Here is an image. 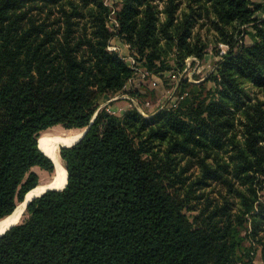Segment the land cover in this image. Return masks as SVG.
<instances>
[{
	"label": "trees",
	"instance_id": "trees-1",
	"mask_svg": "<svg viewBox=\"0 0 264 264\" xmlns=\"http://www.w3.org/2000/svg\"><path fill=\"white\" fill-rule=\"evenodd\" d=\"M154 2L114 10L141 67L161 73L170 52L180 62L211 45L227 51L206 78L214 90L201 85L186 106L145 119L134 107L98 110L133 74L108 50L101 0H0V220L40 184L33 168L54 171L40 135L88 127L60 145L65 187L32 199L0 236V264L264 261V4Z\"/></svg>",
	"mask_w": 264,
	"mask_h": 264
},
{
	"label": "rangeland",
	"instance_id": "rangeland-1",
	"mask_svg": "<svg viewBox=\"0 0 264 264\" xmlns=\"http://www.w3.org/2000/svg\"><path fill=\"white\" fill-rule=\"evenodd\" d=\"M101 1L111 11L116 10L118 4L121 2V0ZM252 1L256 4H264V0ZM164 2L165 0H155L154 3L158 6L159 10H162ZM255 17L264 19V13H256ZM108 25L114 34L115 31L112 30V24L109 22ZM239 29L242 31H240L241 33L238 34L237 38L243 37L244 43L249 44L252 40L251 28L249 26H241ZM243 30H245V33ZM200 32L203 31L201 30ZM203 34L205 35L206 32H203ZM109 45L115 47L119 55L126 56L125 62L132 68L133 74L119 94L113 97H103L99 100L98 110L106 109L117 116H121L128 109L134 107L145 119L156 116L165 109L177 107L179 104L186 106L191 101V93H198L201 85H204L206 89L214 90L215 85L211 81L207 82L206 78L212 73L216 74V63L221 59V54L227 51L226 45L219 44L215 48L211 45L208 47L209 49L202 60L188 57L180 62L175 60V55L173 52H170L166 56V60L172 66L171 69L161 73H154L137 63L135 57L131 56V51H128L129 46L118 35H113ZM132 60L135 62L132 63ZM82 131L66 130L61 126H55L43 133L55 136L76 134ZM59 147L58 145V152ZM192 170L196 171V169ZM32 171L38 175L40 183L48 182L53 175V173L49 174L37 167L33 168ZM189 174L190 172L188 171L184 176H188ZM180 196L183 198L184 195ZM188 204L190 206L192 203L189 202ZM24 212L19 215L17 219L18 223L23 219ZM185 212L190 214L188 210ZM253 264H264L259 253L256 255Z\"/></svg>",
	"mask_w": 264,
	"mask_h": 264
},
{
	"label": "bare ground",
	"instance_id": "bare-ground-1",
	"mask_svg": "<svg viewBox=\"0 0 264 264\" xmlns=\"http://www.w3.org/2000/svg\"><path fill=\"white\" fill-rule=\"evenodd\" d=\"M81 134L82 132L70 135L50 136L44 133L40 135V137L38 138V147L53 162V175L48 182L40 183L38 186L32 189L25 198V201L23 203H20L11 215L0 220V236L8 228L18 223L17 219L19 218V215L24 212L25 204L28 201L39 197L47 189L59 190L63 188L66 183L67 173L59 156L58 145H72L79 140Z\"/></svg>",
	"mask_w": 264,
	"mask_h": 264
},
{
	"label": "built area",
	"instance_id": "built-area-1",
	"mask_svg": "<svg viewBox=\"0 0 264 264\" xmlns=\"http://www.w3.org/2000/svg\"><path fill=\"white\" fill-rule=\"evenodd\" d=\"M105 5V4H104ZM105 6H107V5H105ZM115 11L114 10H112L111 12H110V15H109V20H108V23L110 22V24H112V27H113V29L112 30H114L115 32H114V34L113 35H115V34H117V30H118V23H117V21H116V19H115V16H114V13ZM108 23H107V26H108V28H109V25H108ZM109 30L111 31V29L109 28ZM110 44V43H109ZM108 50L109 51H115V52H117L116 50V48L115 47H113V46H108ZM128 51H129V47H128ZM121 56V55H120ZM124 60H125V58H126V56L124 55V56H121ZM135 61L134 60H132V63H134ZM132 69V68H131ZM133 108V107H132ZM106 110V109H105ZM108 113H110V114H113V113H111V112H109L108 110H106ZM115 115V114H114ZM142 117H144L143 115H141ZM145 118V117H144Z\"/></svg>",
	"mask_w": 264,
	"mask_h": 264
},
{
	"label": "water",
	"instance_id": "water-1",
	"mask_svg": "<svg viewBox=\"0 0 264 264\" xmlns=\"http://www.w3.org/2000/svg\"><path fill=\"white\" fill-rule=\"evenodd\" d=\"M87 129H88V127L85 128V129L82 131V134H81L79 140H80V139L83 137V135L86 133ZM79 140H78V141H79ZM78 141H77V142H78ZM77 142H76V143H77ZM74 144H75V143H74ZM74 144H72V145H74ZM72 145H71V146H72ZM60 147H61V146H60ZM60 147H59V148H60ZM66 147H69V146H66ZM49 159H50V158H49ZM66 180H67V179H66ZM65 185H66V183H65ZM65 185L63 186V188L65 187ZM63 188H62V189H63ZM62 189H60V190H62ZM47 190H49V189H47ZM47 190H46V191H47ZM44 192H45V191H44ZM24 201H25V199H24ZM24 201H23V202H24ZM31 201H32V199H31L30 201H28V202L25 204V209H26L27 205H28ZM23 202H22V203H23ZM8 229H9V228H8Z\"/></svg>",
	"mask_w": 264,
	"mask_h": 264
}]
</instances>
